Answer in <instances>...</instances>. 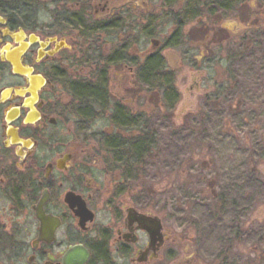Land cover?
Listing matches in <instances>:
<instances>
[{
    "label": "flooded vegetation",
    "instance_id": "1",
    "mask_svg": "<svg viewBox=\"0 0 264 264\" xmlns=\"http://www.w3.org/2000/svg\"><path fill=\"white\" fill-rule=\"evenodd\" d=\"M136 1L0 0V264H71L77 248L80 264L176 262L179 240L132 191L156 148L151 109L122 94L156 90L172 110L164 49L214 73L215 48L229 43L218 24L248 0Z\"/></svg>",
    "mask_w": 264,
    "mask_h": 264
},
{
    "label": "rangeland",
    "instance_id": "2",
    "mask_svg": "<svg viewBox=\"0 0 264 264\" xmlns=\"http://www.w3.org/2000/svg\"><path fill=\"white\" fill-rule=\"evenodd\" d=\"M139 1L136 8H150ZM244 9L218 24L229 43L215 48L214 73L164 49L179 93L172 110L159 91L139 101L122 94L119 75L112 81L122 102L151 109L156 148L132 191L179 240L176 262L192 255V264H264V0Z\"/></svg>",
    "mask_w": 264,
    "mask_h": 264
},
{
    "label": "water",
    "instance_id": "3",
    "mask_svg": "<svg viewBox=\"0 0 264 264\" xmlns=\"http://www.w3.org/2000/svg\"><path fill=\"white\" fill-rule=\"evenodd\" d=\"M87 257H88V252L83 249L77 248L68 252V258L70 259L71 264H80L83 261H85Z\"/></svg>",
    "mask_w": 264,
    "mask_h": 264
},
{
    "label": "trees",
    "instance_id": "4",
    "mask_svg": "<svg viewBox=\"0 0 264 264\" xmlns=\"http://www.w3.org/2000/svg\"><path fill=\"white\" fill-rule=\"evenodd\" d=\"M152 65H153V67H154V66H155V62L152 63ZM151 73H152V78H153V79L157 78V77H155V74L157 73L156 69H152ZM161 78H163V77H161ZM152 141H153V138H152ZM137 145H138V144H137ZM131 152L134 154V155H133L134 159H136V160H140V159L143 157V154H144L145 152H147V151L144 150L143 148H139V145H138V146L134 147V148L131 150ZM151 152H152V151H151ZM152 154H153V153H152ZM152 154H151V157H152Z\"/></svg>",
    "mask_w": 264,
    "mask_h": 264
}]
</instances>
